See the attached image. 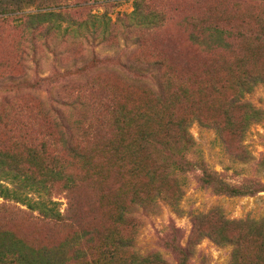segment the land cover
Returning a JSON list of instances; mask_svg holds the SVG:
<instances>
[{
    "label": "trees",
    "instance_id": "obj_1",
    "mask_svg": "<svg viewBox=\"0 0 264 264\" xmlns=\"http://www.w3.org/2000/svg\"><path fill=\"white\" fill-rule=\"evenodd\" d=\"M149 1H134L125 27L132 33L162 26L163 15L150 12ZM55 2L0 3V20L13 19L33 44L25 54L28 49L36 54L44 40L46 45L49 40L74 38L110 41L113 29L107 14L81 18L83 4ZM254 3L261 10L254 26L246 22L245 27L223 28L205 16L185 20L188 41L209 58V78L194 84L195 90L169 75L147 81V74L166 69L162 61L135 64L127 59L119 63V76L111 73L113 81L105 90L98 89L95 80L89 87H74L78 95L68 101L54 96L56 105L41 107L35 117L27 118L23 108L5 101L0 113V199L38 211L68 234L54 245L36 248L12 232L1 231L0 264H168L160 253L142 255L136 248L140 219L156 212L160 201L181 214L179 205L189 178L216 195L245 197L264 191L256 181L236 183L232 176L212 169L202 156L194 157L196 140L190 133L192 124L199 122L223 138L236 139L239 160L251 158L242 142L249 127L264 117L263 110L245 100L259 84L264 85V0ZM27 6H34L36 12H27ZM125 34L126 39L133 38ZM93 54L91 62H96ZM8 81L19 83L23 77L11 76ZM72 105L91 112L72 123L64 109ZM18 119L22 127L16 131L10 124ZM34 119L44 121L48 129L42 141L30 132L28 124ZM88 193L93 201L86 199L82 214L78 205ZM31 194L42 199L34 202ZM62 194L68 198L65 209L55 199ZM193 229L194 245L203 238L233 245L232 264H239L244 256L251 264H264V219L230 220L216 209L193 215ZM176 235L174 228V239L167 246L178 264H188L190 253L176 243Z\"/></svg>",
    "mask_w": 264,
    "mask_h": 264
},
{
    "label": "rangeland",
    "instance_id": "obj_2",
    "mask_svg": "<svg viewBox=\"0 0 264 264\" xmlns=\"http://www.w3.org/2000/svg\"><path fill=\"white\" fill-rule=\"evenodd\" d=\"M7 1L12 0H0V3ZM134 1L56 0L55 3L83 4L84 14L81 18H86L87 14L99 17L107 14L112 22L113 36L105 44H101L100 39L92 41L74 38L62 42L49 40L46 45L43 44L44 40L38 44L36 54L29 49L25 54L26 48L33 44L28 43V36L13 19L0 20V113H3L5 101L9 99L17 109L23 108L27 118L31 114L35 117L41 107L49 109V106L56 105L52 101L54 96L59 95L68 101L71 96L78 95L77 89L73 90L74 87H89L87 84L94 80L97 81L96 87L103 91L113 81L111 73L119 76L122 71L119 63L127 59L135 64L162 61L166 69L161 73L147 74V81L156 82L154 79L157 77L169 75L179 82H186L195 90L194 84L209 78V58L188 41L185 20L193 17L192 21H198L205 16L213 21L217 20L220 27L232 25L238 28L245 27L242 24L246 22L254 26L257 22L256 15L261 13L254 0H152L149 1L148 10L163 15L162 26L154 31L136 29L132 33V30L125 27L130 23L128 16L134 11ZM26 10L36 12L34 6H27ZM225 18H228L229 24L223 23ZM66 26L64 23L63 28ZM125 33L133 38L138 37L140 42L137 43L133 38L126 39ZM93 52L97 57L96 62H91L95 56ZM11 76H21L23 81L10 82L8 80ZM245 100L264 112V85L259 84L252 93L246 95ZM201 106L205 105L201 103ZM80 108L77 105L64 108L72 123L83 120L91 112ZM28 126L36 141L44 140L48 133L44 121L34 119ZM10 127L18 131L22 123L18 119ZM190 133L196 140L192 153L194 157L202 156L212 169L227 177L232 176L236 183L245 179L264 186V117L262 121L249 127L242 142L251 155L248 161L237 158L239 143L236 139L228 138V135L223 138L215 130L206 128L199 122L192 124ZM183 190L184 196L179 205L181 214L166 202L160 201L156 212L140 219L142 226L136 248L142 255L158 252L168 264H178L177 255L167 246L174 239L172 233L175 228L178 230L176 243L190 253L188 264H232L235 249L233 245L221 246L209 238L193 244V215L218 209L230 220H262L264 191L245 197L216 195L211 190L202 189L192 178L185 182ZM89 195L91 196L88 193L83 198L92 202L93 198ZM30 197L34 202L42 199L38 194H31ZM55 199L63 204L62 209L66 208L68 198L65 194ZM0 204V232H12L30 246L48 247L68 234V230L63 229L62 225L45 219L38 211L25 205L3 199H0ZM92 205H96V202ZM78 206L82 213L87 200ZM87 218V221L91 220L90 216ZM245 257L239 259V264H251V260Z\"/></svg>",
    "mask_w": 264,
    "mask_h": 264
}]
</instances>
